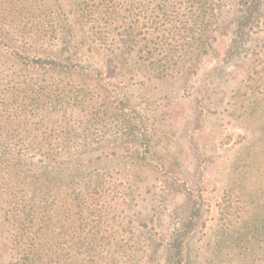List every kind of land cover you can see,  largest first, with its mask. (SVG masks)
I'll return each instance as SVG.
<instances>
[{"label": "trees", "instance_id": "trees-1", "mask_svg": "<svg viewBox=\"0 0 264 264\" xmlns=\"http://www.w3.org/2000/svg\"><path fill=\"white\" fill-rule=\"evenodd\" d=\"M234 58L246 59L236 96L263 93L264 0H0V264H141L126 225L140 187L110 164L169 166L132 98ZM187 174L164 181L184 204L162 264H188L202 218L203 181Z\"/></svg>", "mask_w": 264, "mask_h": 264}, {"label": "rangeland", "instance_id": "rangeland-1", "mask_svg": "<svg viewBox=\"0 0 264 264\" xmlns=\"http://www.w3.org/2000/svg\"><path fill=\"white\" fill-rule=\"evenodd\" d=\"M224 18L221 44L229 45L236 14ZM245 61H206L194 75L155 80L150 98L133 96L131 113L153 135L152 155L169 166L150 171L137 164L144 160L131 165L126 158L110 164L112 174H130L140 187L126 225L140 241L141 264H162V235L184 204L182 195L168 194L164 181L192 175L187 173L203 181V213L188 242V264H264V92L244 89L236 96ZM182 74L188 80H178ZM200 86L208 94L197 93Z\"/></svg>", "mask_w": 264, "mask_h": 264}]
</instances>
